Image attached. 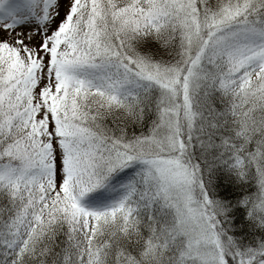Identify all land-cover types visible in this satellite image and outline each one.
Returning <instances> with one entry per match:
<instances>
[{
  "label": "snow or ice",
  "instance_id": "6c2138e0",
  "mask_svg": "<svg viewBox=\"0 0 264 264\" xmlns=\"http://www.w3.org/2000/svg\"><path fill=\"white\" fill-rule=\"evenodd\" d=\"M0 264H264V0H0Z\"/></svg>",
  "mask_w": 264,
  "mask_h": 264
}]
</instances>
